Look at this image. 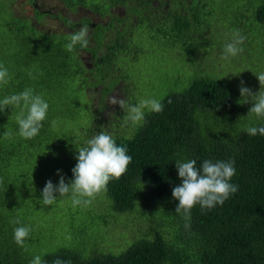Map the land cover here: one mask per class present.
<instances>
[{"label": "trees", "instance_id": "obj_1", "mask_svg": "<svg viewBox=\"0 0 264 264\" xmlns=\"http://www.w3.org/2000/svg\"><path fill=\"white\" fill-rule=\"evenodd\" d=\"M60 1L69 11L81 7L97 13L101 20L108 17V21L92 24L85 17L73 21L56 14L74 32L77 26H89L87 38L91 41L87 47L77 44L69 52L66 37L57 38L53 33L34 27L36 32L28 24L17 25L24 18L15 16L12 10L10 18L0 17L6 38L15 39L16 65L12 79L19 82L18 91L30 88L34 95H40L49 104L43 127L35 138L21 137L17 120L0 132V264H30L35 256H40L43 264H53L57 259L69 264H264V136H251L246 132L249 127L264 126V117L249 112L254 102L243 103L237 86L234 93L227 78L214 79L206 75L194 78L184 90L165 95L161 100V113L146 111L142 125L125 123L127 113L122 114L124 117L117 124H114L117 114L108 118L99 115L110 107L108 95L119 85L121 74L116 68L119 56L137 55L127 48L129 40L134 43L131 33L119 29L125 22L122 19L129 18L132 25V20L138 19L154 38L189 52L192 65L203 69L207 63L223 62L220 58L209 59L201 66L200 60L206 59L200 56V49L206 43L205 47L211 50L224 51L226 46L206 42L212 31L219 28L223 32L230 28L213 6L221 0H106L102 2L107 3L102 11L101 4L87 0ZM227 2L238 8L236 23L242 35L253 38V31L264 27V0ZM163 3L167 4L165 9ZM172 3H175L174 8ZM116 8L123 10L114 12ZM34 13L44 16L35 7ZM243 19L248 20V28ZM206 30L208 38L203 35ZM80 50L92 57L89 70ZM259 50L264 53L263 47ZM11 76L10 70L9 79ZM117 76L120 78L111 89L106 88L101 94L103 84ZM75 78L80 88L91 89L100 84L102 90L90 121L70 127L72 121H80L79 115L65 111L60 97L65 96L68 83ZM139 101L134 100L132 104ZM56 108L59 111H54ZM101 132L111 135L117 145L125 146L132 161L127 172L119 180H110L107 192L95 199L106 196L111 212L119 215L134 210L138 215L150 213L152 218L148 223L153 220L152 213H160L166 220L160 226L168 222L177 236L169 241L159 226L162 232L139 231L124 247L132 244L126 249L123 247V251L120 249L119 254L105 251L103 247L90 255L63 246L43 251L29 210L45 211L41 193L46 182L51 180L58 185L63 175L65 183H70L74 179L71 170L77 164V150L87 146L86 141ZM192 159L197 161L198 167L205 159L234 160L236 174L230 183L238 185V191L223 205L217 204L212 209L195 205L186 220L175 211L179 201L173 198L172 190L182 183L176 162ZM63 197H58L56 203L62 202ZM103 210L104 203L101 212H105ZM108 217L110 214L105 223ZM16 219L19 224L13 223ZM186 224L190 226L185 227ZM19 226L31 229L25 247L18 246L14 240V229Z\"/></svg>", "mask_w": 264, "mask_h": 264}, {"label": "rangeland", "instance_id": "obj_2", "mask_svg": "<svg viewBox=\"0 0 264 264\" xmlns=\"http://www.w3.org/2000/svg\"><path fill=\"white\" fill-rule=\"evenodd\" d=\"M87 1L101 4L100 11L104 10L107 5V3H102L106 0ZM166 5V3H163L164 9ZM174 5L175 3H172L173 8ZM213 6L215 11L220 13L221 19H225L227 24H224H229L230 28L223 32L219 28L216 31H212L211 38L206 40V42L214 41L216 44L226 45L229 42L228 39L238 30L236 23L238 8L236 4L228 3L227 0H221ZM34 7L39 12L44 13V16L35 14ZM11 10L15 16L24 18L17 25L28 24L36 32L39 30L53 33L52 35L57 38L60 36L66 37L65 45L70 42L74 31L61 22L56 15L57 13L73 21H78L80 17H85L90 19L92 24L109 20L108 17L101 20L97 13L81 7L75 11H69L60 0H36V4L30 3L28 0H12V2L11 0H4L0 3V17L10 18ZM122 10V8H116L114 12L121 13ZM122 20L125 22L119 26V29H127L134 39V43H131L130 40L127 42V48L130 49L131 53L137 55L136 57L131 54L119 56L116 68L120 71L121 79L119 85L108 95V100L110 97L116 96L131 105H133L134 100L157 99L161 101L168 93L184 90L194 78L202 77V75L210 76L214 79L227 78L226 81L231 85L234 93L236 92V86L240 89L241 80L244 81L243 86L250 88L253 93H258L260 90L264 92L256 75L264 73V53L259 50V47L264 48V27H257L255 29L256 32L253 31L255 33L253 38L246 36V40L242 45L244 51L236 57H228L226 59L224 51H220L218 48L211 50L209 47H205L206 43L200 49L202 50L201 58L206 57L205 60L200 59L201 66L209 59L219 60L220 58L223 62L207 63L203 69H200L192 65L193 58L189 52H185L162 39L154 38L148 28L138 23V19L132 20L134 25L130 24L129 18ZM81 22H84V20ZM243 22L245 27L248 28V20L243 19ZM76 29L78 30L75 32H78L80 28L77 26ZM231 29L234 32L230 31ZM208 34V30L203 33L204 37L207 36V38ZM79 54L85 67L89 70L93 61L92 57L89 53L82 50L79 51ZM15 57V39L8 40L4 30L0 27V65H3L8 70V73H10V70L12 72L7 86L0 85V100H3L5 96L20 93L18 91L19 82L17 81V84L12 79V77H15V73H13L16 65ZM221 63L223 66H220ZM123 76L126 78L124 79ZM118 78L120 77L110 78L107 83H104V90H102L100 84L91 89L80 88L77 78L75 80L72 79L73 81L68 83L65 96L60 97L61 107L65 111L69 110L74 115H79L80 121L75 120V123L72 121L69 126L73 127L78 122L85 123L90 121V115L94 111L93 106L101 97V90V94H104L106 88L107 91L111 89ZM95 81L96 83L98 82L97 80ZM95 81L93 84H95ZM109 105L110 107L99 115L108 118L117 114L116 120L114 119V124H117L123 119L124 116L121 117L122 114L127 112H124L119 104L112 105L109 103ZM21 111L22 105L21 107L7 106L4 112H0V132L11 127L17 120V116L21 114ZM54 111H59V108ZM23 113L27 114V109H23ZM105 197L101 195L88 207H74L71 195H69L63 197L62 202H58L53 206H45V211L30 208L29 216L37 226L41 240L40 246L43 247V251H52L59 248V246H63L72 248L82 255H90L94 251L100 252V247H103L105 251H113V254H119L121 252L120 249L122 250L127 244V240L133 239L135 235L139 234V231L142 232L145 229L147 232L153 233L161 231L162 228L169 241H174L176 238V231L171 226H168V222L166 225L160 226L166 222V220L162 219L160 213H152L153 220L151 223H148L152 218L150 213L138 215V212L134 210L130 213L119 215L111 212L107 204L108 200L106 201L107 197ZM103 203V211L105 212H101ZM62 205H64L63 208ZM108 214H110V217L105 223V218Z\"/></svg>", "mask_w": 264, "mask_h": 264}, {"label": "clouds", "instance_id": "obj_3", "mask_svg": "<svg viewBox=\"0 0 264 264\" xmlns=\"http://www.w3.org/2000/svg\"><path fill=\"white\" fill-rule=\"evenodd\" d=\"M89 26L83 25L78 32L71 35L70 42L66 45V50L72 52L77 44L81 47L88 46ZM246 37L239 30L232 34L231 42L224 48V56L236 57L244 51L242 45ZM32 76L31 73H29ZM264 89V73L256 74ZM9 83V73L3 65H0V85ZM240 95L243 103L254 102L250 108V113H255L258 117H264V92L258 93L243 86L241 80ZM108 103L119 106L127 112L125 123L131 121L135 125H142L145 122L147 112L161 113L163 104L157 99H144L135 105L127 104L125 100L116 96L109 98ZM171 103V100L168 101ZM21 114L17 116L19 125V135L24 139L35 138L41 128L42 121L47 117L49 104L40 96L34 95L32 89H25L19 94H13L0 100V112H4L7 106L21 107ZM23 109H27V115H23ZM247 134L264 136V126L249 127ZM85 147L79 148L76 156L77 164L72 168L74 179L70 183H65L63 175L60 176L59 184L54 185L48 180L42 190L43 205H53L58 197L71 194L73 206L88 207L101 193L107 192V185L110 180H119L128 169L132 157L127 154L125 146L117 145L115 139L104 132H101L86 141ZM235 161H216L205 159L197 166L195 159L187 162H176L178 176L182 183L172 190V196L179 203L175 209L187 220L190 218L191 209L199 204L202 209H212L217 204L223 203L238 191V185L230 183L236 174ZM58 174H59V170ZM59 194V196L56 195ZM19 224V219L13 221ZM190 225L186 224L185 227ZM31 229L26 226H19L14 229L15 243L20 247H25V240L29 237ZM30 264H43L40 256H35ZM53 264H69L67 261L57 259Z\"/></svg>", "mask_w": 264, "mask_h": 264}, {"label": "flooded vegetation", "instance_id": "obj_4", "mask_svg": "<svg viewBox=\"0 0 264 264\" xmlns=\"http://www.w3.org/2000/svg\"><path fill=\"white\" fill-rule=\"evenodd\" d=\"M34 4H36V0H35V2H33Z\"/></svg>", "mask_w": 264, "mask_h": 264}]
</instances>
